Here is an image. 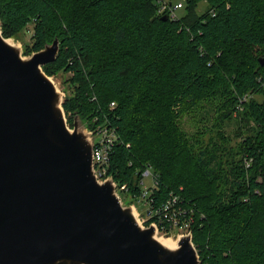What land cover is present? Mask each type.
<instances>
[{"label": "trees", "instance_id": "1", "mask_svg": "<svg viewBox=\"0 0 264 264\" xmlns=\"http://www.w3.org/2000/svg\"><path fill=\"white\" fill-rule=\"evenodd\" d=\"M163 1L0 0V18L6 37L33 26L27 53L60 39L43 68L70 74L69 124L115 130L124 191L150 167L152 206L180 197L201 264H264V0H168L183 2L168 19Z\"/></svg>", "mask_w": 264, "mask_h": 264}, {"label": "water", "instance_id": "2", "mask_svg": "<svg viewBox=\"0 0 264 264\" xmlns=\"http://www.w3.org/2000/svg\"><path fill=\"white\" fill-rule=\"evenodd\" d=\"M2 24L0 264H201L192 233L167 246L123 203L114 178H97L94 137L80 115L69 124L68 92L43 68L60 39L26 53Z\"/></svg>", "mask_w": 264, "mask_h": 264}, {"label": "built area", "instance_id": "3", "mask_svg": "<svg viewBox=\"0 0 264 264\" xmlns=\"http://www.w3.org/2000/svg\"><path fill=\"white\" fill-rule=\"evenodd\" d=\"M163 2L164 4L161 7V11H164L165 14L169 13L173 18H177V11L183 7V2L179 1L174 5L169 3L168 0H164ZM112 105H115V102H112ZM90 132L94 137L93 161L95 174L100 181L113 178V176L109 173V159L113 146L118 139V134H116L115 130H109L107 127L101 126H96V128L94 127L90 129ZM147 179H151L150 186L147 185ZM140 185L142 186V193L139 196H142L145 199V204L148 206L147 218L142 219L138 217L142 223L144 222L146 225L151 223L156 225L160 230V225L166 219L171 223L170 229L180 226L181 228H185L187 232L192 233L190 231L189 223L181 220V216L183 215L182 212L184 210L179 204L180 197L178 195L172 194V197L159 207L155 208L152 206L150 194L152 192V188L157 185V180L150 167L146 168L142 172ZM116 188L120 197H122L120 191L124 190L125 185L119 186L116 182ZM164 229L162 228L161 230L163 231Z\"/></svg>", "mask_w": 264, "mask_h": 264}, {"label": "rangeland", "instance_id": "4", "mask_svg": "<svg viewBox=\"0 0 264 264\" xmlns=\"http://www.w3.org/2000/svg\"><path fill=\"white\" fill-rule=\"evenodd\" d=\"M200 11H203L204 8L206 7V3L202 2L200 3ZM179 12V10L177 11V13ZM33 26H28L27 30L25 32H23L20 36L19 39L22 42V44H24L25 49H26V44L30 43L33 41ZM27 53V52H26ZM70 74L69 73H60V74H56V76H54L53 78L55 79V81L57 82V84L59 85V87L62 90H69L71 88H73V86L70 84L69 82V78ZM201 115L200 111H196L190 114H186L182 117V124L184 125V128L187 129L188 132H194L196 131V126H201L196 120L195 117L199 118ZM230 129H233V126L230 127ZM147 185L150 186L151 185V179H147ZM122 197V201L124 204H130L133 205L136 210H137V214L139 218L145 219L147 218V211H148V206L145 204V199L142 196H137V195H131L130 193L126 192V191H120ZM143 224L145 226L146 223L143 222ZM158 233L160 235H169L172 236L176 239L181 238L183 235L188 234L189 232H187V230L185 228H181L180 226L177 227H173L171 228V231H165V230H159L158 228Z\"/></svg>", "mask_w": 264, "mask_h": 264}, {"label": "bare ground", "instance_id": "5", "mask_svg": "<svg viewBox=\"0 0 264 264\" xmlns=\"http://www.w3.org/2000/svg\"><path fill=\"white\" fill-rule=\"evenodd\" d=\"M157 236L164 244H166L167 246H170V247H176L178 245V241L180 239V238L176 239L172 236L160 235L159 233Z\"/></svg>", "mask_w": 264, "mask_h": 264}]
</instances>
